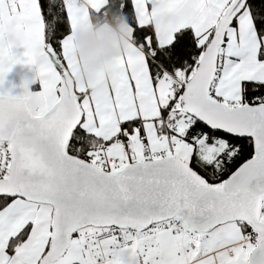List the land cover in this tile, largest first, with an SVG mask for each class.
I'll list each match as a JSON object with an SVG mask.
<instances>
[{
    "label": "snow or ice",
    "instance_id": "1",
    "mask_svg": "<svg viewBox=\"0 0 264 264\" xmlns=\"http://www.w3.org/2000/svg\"><path fill=\"white\" fill-rule=\"evenodd\" d=\"M80 2L46 37L48 0H0V264H264V0H114L127 38L88 80L108 0ZM17 64L38 91L2 87Z\"/></svg>",
    "mask_w": 264,
    "mask_h": 264
},
{
    "label": "clouds",
    "instance_id": "2",
    "mask_svg": "<svg viewBox=\"0 0 264 264\" xmlns=\"http://www.w3.org/2000/svg\"><path fill=\"white\" fill-rule=\"evenodd\" d=\"M126 28V17L121 14L112 19L103 30L102 36L98 35L101 32L100 29H92L87 25L77 30L73 41L74 53L80 60L79 71L85 80H88L93 73L99 71L101 65L108 63L117 54L118 50L123 49L127 38ZM109 76L110 74L105 69L103 77L108 78ZM14 108L29 110V105L25 100L6 102L4 106L5 114Z\"/></svg>",
    "mask_w": 264,
    "mask_h": 264
},
{
    "label": "trees",
    "instance_id": "3",
    "mask_svg": "<svg viewBox=\"0 0 264 264\" xmlns=\"http://www.w3.org/2000/svg\"><path fill=\"white\" fill-rule=\"evenodd\" d=\"M56 3L58 6L53 8L52 0H48L49 7L46 10L45 17L46 23L48 24V28L46 30V37L51 35L53 26L55 24L65 23L62 6H59V0H56ZM121 14L126 17V20L130 18L127 11L121 9L117 3H114V0H108V3L101 9L100 12L92 13L90 21L94 27H97L104 22L110 23L114 17L120 16ZM253 242H255L254 237Z\"/></svg>",
    "mask_w": 264,
    "mask_h": 264
},
{
    "label": "crops",
    "instance_id": "4",
    "mask_svg": "<svg viewBox=\"0 0 264 264\" xmlns=\"http://www.w3.org/2000/svg\"><path fill=\"white\" fill-rule=\"evenodd\" d=\"M77 4H78V6L81 7V8H83V6H84L83 3L80 2V0H77ZM108 24H109L108 22H104V23L100 24L99 26L94 27V26L92 25L90 19H89V23L87 24V26H88L89 28H92V29H100L101 32L98 33V35H101V36H102V32H103V30L107 27ZM79 61H80V60H79ZM106 64H107V63H106ZM106 64L101 65L100 70L97 71V72H95V73H93V74L91 75V77L94 76L96 73H101V74H103V71L106 69V67H105ZM91 77H90V78H91ZM2 87H3L4 89H9V88H10L11 93H12L13 95H18V94H20L21 89H20V87H19V85H18V83H17V81H16V76H15V70H14V67H13V68L7 73V75H6V77H5V80H4V83H3ZM39 89H40V87H31V89H29V90L35 92V91H38Z\"/></svg>",
    "mask_w": 264,
    "mask_h": 264
},
{
    "label": "rangeland",
    "instance_id": "5",
    "mask_svg": "<svg viewBox=\"0 0 264 264\" xmlns=\"http://www.w3.org/2000/svg\"><path fill=\"white\" fill-rule=\"evenodd\" d=\"M16 51L19 53L22 52V49H16ZM14 70L18 85L21 83V80L23 79L30 81L28 85L29 89H31V87H40L39 80H33V77L35 75L34 66H29L26 64H17L14 66Z\"/></svg>",
    "mask_w": 264,
    "mask_h": 264
},
{
    "label": "built area",
    "instance_id": "6",
    "mask_svg": "<svg viewBox=\"0 0 264 264\" xmlns=\"http://www.w3.org/2000/svg\"><path fill=\"white\" fill-rule=\"evenodd\" d=\"M255 239V238H254Z\"/></svg>",
    "mask_w": 264,
    "mask_h": 264
}]
</instances>
